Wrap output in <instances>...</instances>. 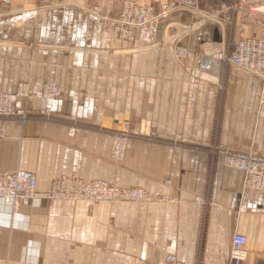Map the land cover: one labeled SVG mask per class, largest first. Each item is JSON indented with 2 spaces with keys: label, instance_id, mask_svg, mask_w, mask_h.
<instances>
[{
  "label": "crops",
  "instance_id": "0c3cea01",
  "mask_svg": "<svg viewBox=\"0 0 264 264\" xmlns=\"http://www.w3.org/2000/svg\"><path fill=\"white\" fill-rule=\"evenodd\" d=\"M85 14L52 13L47 28L37 19L41 31H0L16 43L0 48V93L26 83L34 95L29 120L0 117V174L30 172L38 193L74 176L141 187L176 202L0 200V264H228L235 233L247 238L244 264H264V189L244 188L243 174L223 163L231 150L264 157V77L224 65L222 50L211 43L215 36L203 31L182 44L194 56L179 59V71L159 51L133 59L129 44L113 47L109 33L90 28ZM257 24L251 36L262 30ZM26 42L38 48L30 51ZM109 49L115 55L105 59ZM48 82L60 87L58 108L40 96ZM61 115L77 120L79 129L56 120ZM120 116H149L159 136L179 138V156L133 141L123 163L112 162Z\"/></svg>",
  "mask_w": 264,
  "mask_h": 264
},
{
  "label": "rangeland",
  "instance_id": "374dc122",
  "mask_svg": "<svg viewBox=\"0 0 264 264\" xmlns=\"http://www.w3.org/2000/svg\"><path fill=\"white\" fill-rule=\"evenodd\" d=\"M20 1L21 3L15 5L12 0H9L7 4L3 3V0H0V11L2 12V16L0 17V31H37L38 28L41 31V24L38 23L37 19L44 20V28H47L50 24L49 18L52 17V13L53 15L61 16L62 11L65 10H72L74 12L82 11L87 13L84 17H87V24L90 28L96 29V31L109 33L110 44L113 47L117 46V44H129L127 46L134 54V57L131 56L133 59L138 57L137 55L143 51H159L162 53L160 54V59L163 55L168 56L175 65L177 71H179V59H189L194 56V51L187 50L182 44L186 43L185 40L195 31H201V33L203 31V34L207 37H209L208 34L211 35V37L212 35L215 36L211 43H215L216 47L222 50V63L236 68L232 64L224 61L225 56L232 55L234 52L233 45L238 43L239 40L250 37L258 30L259 25L257 24V19L261 24L263 23L262 21H264L261 20L260 17L250 18L246 16H250L249 12H255L258 9L264 11V0H194L192 5L188 6L187 3L185 4L179 0H167L163 4L156 6L153 3L151 4L150 0H148L145 4L152 9V16L155 18L157 31L152 39L145 42L143 38L139 37L140 34L138 31L128 30V27L124 24V21L128 19L125 10L127 0H30L29 2L19 0V2ZM234 6H238V8L236 7L235 10H232ZM94 9L99 11L98 14L95 13ZM239 15H242L241 19H239ZM129 19L132 20L133 18L129 17ZM239 26H241V29H238ZM60 27H62L61 22ZM10 40L11 39L4 40L0 38V48L5 47V41L16 44ZM200 43L209 44L207 41ZM23 45H27V49L30 51L38 48L36 43L33 42H26L23 43ZM12 46L13 45H9L6 47L8 49V47L10 48ZM111 51L112 49H109L107 53H102V56L105 59L106 57H111L112 54L114 56L115 52L111 53ZM120 55L122 54H119V56ZM60 95L61 90L59 85L53 82L43 84L40 96L43 102L50 107L58 108ZM33 96V92L26 83H18L11 92L0 93V117L21 122L29 120L31 116H29L26 109L29 107V102ZM48 112L50 113V111H47L48 115L46 114L45 118H50ZM63 118L64 115L57 116L56 120L71 123V125L74 126L71 131L74 133L79 129L78 126L80 124H78L79 122L77 120L67 121ZM149 118V116L119 117V129L113 131L111 135L112 142L109 158L112 162L117 164L123 163L128 153L129 143L133 141L157 147H166L172 149L176 157L179 156V138L178 140L175 139L170 141L159 136L153 123L148 120ZM231 152L257 155L253 152L235 150H231ZM257 156L262 158L260 155ZM173 163L176 165V160H174ZM68 181H70L71 186L73 183H78L88 186L98 185L120 188L121 190H142L150 196V200L145 203L176 202L174 197L154 196L141 187H120L107 180L86 182L74 176H62L59 179H55L52 185L58 183L59 186H62L68 183ZM169 182V180H166L165 185L169 184ZM0 200L3 201L2 199ZM32 200H29L27 203ZM62 201L101 203L87 200ZM102 202L111 204L106 201ZM119 203L144 204L130 202V200Z\"/></svg>",
  "mask_w": 264,
  "mask_h": 264
},
{
  "label": "built area",
  "instance_id": "2783aa9c",
  "mask_svg": "<svg viewBox=\"0 0 264 264\" xmlns=\"http://www.w3.org/2000/svg\"><path fill=\"white\" fill-rule=\"evenodd\" d=\"M67 1V0H65ZM148 0L126 1V14L128 19L124 24L128 30L138 31L139 37L148 42L155 35L156 22L152 16V9L145 3ZM3 3H9V0H3ZM234 6L232 10H235ZM98 14V10L94 9ZM247 17H260L264 20V12L257 10L249 12ZM2 12L0 11V17ZM129 17L133 18L132 20ZM262 30L258 35L241 39L234 44V52L227 55L224 61L232 64L238 69L250 74L264 76V21H262ZM241 29V26L238 27ZM259 104L264 106V89L259 98ZM120 139V138H119ZM120 142V141H119ZM118 142V143H119ZM116 146V144H115ZM226 165L238 168L244 171V187L246 189L261 191L264 188V159L258 156L229 152L225 154ZM254 182H259L254 185ZM22 186L23 188H20ZM35 182L31 174L23 173L17 176L15 173L0 175V199L4 202L15 205L17 203L26 204L29 200L35 198L62 199V200H87L94 202H122L130 200V202L143 203L150 200L142 190H121L119 188H110L98 185H81L70 181L59 186L58 183L52 185L48 196H38L35 191ZM247 238L241 234H233L231 238L228 264H243L247 255ZM174 257H168V262H173Z\"/></svg>",
  "mask_w": 264,
  "mask_h": 264
},
{
  "label": "bare ground",
  "instance_id": "6f19581e",
  "mask_svg": "<svg viewBox=\"0 0 264 264\" xmlns=\"http://www.w3.org/2000/svg\"><path fill=\"white\" fill-rule=\"evenodd\" d=\"M264 6V5H263ZM259 8V7H258ZM258 10H261V9H258ZM262 11V10H261ZM264 12V11H263ZM260 77H264V76H260ZM0 113H1V111H0ZM227 153H229V152H227ZM227 153H225V154H227ZM225 154L223 155V163H224V165H225V167H227V168H231V169H234V170H237V171H239V172H241L242 174H243V186H244V171H242V170H240V169H238V168H233V167H229V166H227L226 165V160H225ZM255 156H257V155H255ZM261 157V156H260ZM262 158H264V157H262ZM10 173H15V174H17V176H22L23 175V173H29V174H31L32 175V177H33V179H34V182H35V187H34V191H35V193L38 195V196H44V195H46V196H48L47 194L49 193V192H46V193H38L37 192V179H36V177H35V175L34 174H32V173H30V172H27V171H21V170H16V171H13V172H7V173H2V174H10ZM1 175V174H0ZM259 182H254V185H257ZM20 188H23L22 186H20ZM245 188V187H244ZM120 189V188H119ZM264 189V188H263ZM263 189L261 190V191H263ZM254 191H256V190H254ZM261 191H257V192H261ZM146 193V192H145ZM147 194V193H146ZM148 195V194H147ZM150 197V196H149ZM56 200H61V199H56ZM148 202V201H147ZM143 203H145V202H143ZM18 204V203H17ZM16 205V204H15ZM12 206H14V205H12ZM247 256H248V252H247V255H246V259H247ZM169 257H171V256H169ZM168 258V257H167ZM175 259V258H174ZM246 261V260H245ZM244 261V262H245ZM244 262H243V264H244Z\"/></svg>",
  "mask_w": 264,
  "mask_h": 264
}]
</instances>
